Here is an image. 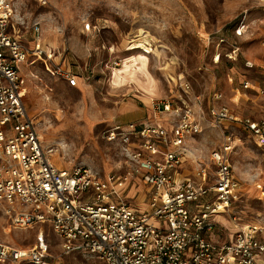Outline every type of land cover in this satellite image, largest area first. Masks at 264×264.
Listing matches in <instances>:
<instances>
[{"label": "rangeland", "instance_id": "374dc122", "mask_svg": "<svg viewBox=\"0 0 264 264\" xmlns=\"http://www.w3.org/2000/svg\"><path fill=\"white\" fill-rule=\"evenodd\" d=\"M12 3L23 22L18 33L21 39L30 42L29 27L38 23L43 44L58 51L65 48L71 56V71L80 78L77 87H69L42 58L30 56L20 64L21 95L28 116L52 164L61 170L85 167L99 177L124 174L130 166L123 146L106 140V132L116 124L147 120L152 116V99L175 102L185 98L180 82L190 85L188 99L205 98L216 89L223 105L238 114L258 115L260 103L254 89L264 87V8L256 0ZM87 23L92 26L89 31L84 30ZM240 23L244 27L237 34ZM228 53H232L230 59ZM245 62L252 68H246ZM244 80L253 91L241 90ZM201 107L202 132L186 141L185 169L190 172L201 162L207 164L209 152L220 143L218 130L209 124L206 101ZM233 133L238 140L229 161L240 196L228 214L218 219L229 223L224 238L235 227L264 222V148L255 147L238 129ZM213 170L210 165L206 168L208 183ZM133 181L123 189L122 199L142 211L144 189ZM42 228L53 256L61 255L66 264H97L87 255L63 254L50 225ZM35 232V227L13 229L0 213V244L26 249Z\"/></svg>", "mask_w": 264, "mask_h": 264}, {"label": "built area", "instance_id": "2783aa9c", "mask_svg": "<svg viewBox=\"0 0 264 264\" xmlns=\"http://www.w3.org/2000/svg\"><path fill=\"white\" fill-rule=\"evenodd\" d=\"M256 2L264 8V0ZM22 23L12 0H0V213L13 229L35 227L36 232L26 249L0 244V264H66L61 255L51 254L44 224L59 239L63 254L87 255L97 264H264V222L236 227L224 238L217 221L240 196L229 161L238 140L233 130L264 148V87L254 89L260 103L254 117L223 105L216 89L205 98L188 99L190 85L180 82L185 98L152 99L151 118L116 124L106 132V140L123 146L130 166L124 174L99 177L85 167L67 172L52 164L40 143L22 100L19 68L33 56L48 62L52 74L69 87L76 86V76L65 48L44 45L38 23L29 27L30 42L21 39ZM91 28L84 25L85 31ZM244 65L252 68L250 62ZM240 88L253 91L247 80ZM204 101L209 124L220 134L208 155L212 182L203 167L198 182L177 181L186 141L202 132ZM131 179L144 189L142 211L122 199Z\"/></svg>", "mask_w": 264, "mask_h": 264}, {"label": "crops", "instance_id": "0c3cea01", "mask_svg": "<svg viewBox=\"0 0 264 264\" xmlns=\"http://www.w3.org/2000/svg\"><path fill=\"white\" fill-rule=\"evenodd\" d=\"M67 56H68V59H70V55H69V52H67ZM71 60V59H70ZM19 70H20V68H19ZM73 74L76 76V86L75 87H77V82H78V80H80V78H79V76L77 75V73H75V72H73ZM64 82H66L65 80H64ZM149 117L147 118V120L149 119V118H151L150 117V115H148ZM194 137H196V136H194ZM185 148H186V150H188V147H186V144H185ZM186 154H187V152H186ZM186 154L182 157V159H181V163L178 165V167L176 168V173H175V179L178 181V180H182V179H184V178H189L190 180H192V181H195V182H198L199 181V171H200V168L201 167H203V169L204 170H206V168L208 167L209 168V160H208V158H207V160H208V163L206 164V163H203V162H201V163H199V164H201L200 165V167H196L192 172H190V171H188V170H186L185 169V163H186V159L188 158L187 156H186ZM206 172V171H205ZM209 171H207V173H208ZM220 218H224L223 216H219V217H217V221L219 222V220H220ZM219 219V220H218ZM221 221H222V223L221 222H219V224L221 225V227H222V229H223V236L225 235V232H226V230L228 229L227 228V224H229L228 223V221L226 220V219H221ZM223 221L224 222H226L225 224L223 223ZM235 227V226H234ZM236 228V227H235ZM234 228V229H235Z\"/></svg>", "mask_w": 264, "mask_h": 264}]
</instances>
